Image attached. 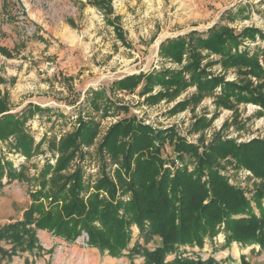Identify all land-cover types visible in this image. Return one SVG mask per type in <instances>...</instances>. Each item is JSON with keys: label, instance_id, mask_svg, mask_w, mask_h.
Returning a JSON list of instances; mask_svg holds the SVG:
<instances>
[{"label": "trees", "instance_id": "16d2710c", "mask_svg": "<svg viewBox=\"0 0 264 264\" xmlns=\"http://www.w3.org/2000/svg\"><path fill=\"white\" fill-rule=\"evenodd\" d=\"M92 3L104 6L107 13L112 11L110 0ZM257 37L263 38L264 33L253 26L236 32L217 24L206 34L192 30L168 38L160 44L159 55L177 67L130 74L113 81L110 88L132 92L143 82L139 95H147L146 102L156 103L164 98L172 100L194 86V93L177 102L172 112L214 94L216 110L210 117H198L193 132L209 127L220 107L234 109L237 104L252 103L260 107L262 115L264 46L251 51L242 45L244 41L255 42ZM210 55L218 59H209ZM215 64L225 72L234 69L236 79L227 80L225 72H213ZM155 86L161 89L152 93ZM100 93L96 91L94 96ZM92 104L99 110L95 102ZM103 109L107 115L106 107ZM37 112L51 109L30 104L20 113H12L0 101V142L7 148L3 150L0 143V186L3 178L35 183L22 218L0 225V261L25 251L39 252L38 230H46L66 243H76L85 235L87 246L102 254L120 258L127 252L130 261L126 264H135L136 255L142 257L140 264H220L213 256L203 259L178 251L181 246L201 249L206 240H213L220 232L227 245L236 242L264 249L263 138L238 141L222 134L221 128L206 143L202 136L193 142L173 126L154 127L132 115L106 130L97 147L102 169L91 181L81 163L84 147L93 145L99 133V121L78 115L77 125L58 140L47 135L35 140L26 122ZM44 143L50 155L44 156V163L30 177L24 163L17 168L7 156L18 153L29 160L40 153ZM166 143L172 146L174 159L163 156ZM185 157L192 159L191 168ZM113 164L116 167L110 171ZM228 165L235 171L248 170L258 179L254 188L247 191L235 183ZM133 226L144 243L157 237L160 244L152 249L129 247ZM240 264H249L243 255Z\"/></svg>", "mask_w": 264, "mask_h": 264}, {"label": "rangeland", "instance_id": "374dc122", "mask_svg": "<svg viewBox=\"0 0 264 264\" xmlns=\"http://www.w3.org/2000/svg\"><path fill=\"white\" fill-rule=\"evenodd\" d=\"M92 1L0 0V49H4V53L0 52V101L6 103L12 113H20L30 104L51 109L47 113L37 112L27 120L26 127L35 140L42 135L55 136L58 140L77 125L78 115L99 121V133L93 145L84 147L81 163L85 176L94 181L103 164L97 152L103 135L111 124L132 115L154 127L173 126L193 142L202 136L206 143L221 128L222 134L238 141L254 137L264 139V114L260 115V107L252 103H240L234 109L220 107L209 127L193 132L192 125L198 117H210L216 110L214 94L172 112L177 102L187 100L194 93V86L172 100L164 98L156 103L146 102L147 95H139L143 82L132 92L110 88L113 81L130 74L177 67L175 62L159 55L160 44L168 38L192 30L206 34L217 24L236 32L253 26L264 33V0H110V13ZM242 45L252 51L259 45L264 46V37H257L255 42L244 41ZM209 59L218 57L210 55ZM211 70L225 72L220 64H215ZM225 77L236 79L234 69L227 70ZM159 89L155 86L152 93ZM96 91L103 93L94 96ZM94 102L99 110L93 107ZM0 143L6 151V146ZM39 152L29 160L18 153L7 156L17 168L24 163L26 175L30 177L42 166L44 156L50 155L46 143ZM162 154L174 159L168 143ZM54 160L53 157L51 161ZM190 161L192 159L185 157L191 168ZM114 167L115 164L111 165L110 171ZM228 172L233 181L247 191L258 182L244 168L235 171L228 165ZM34 187L31 181L2 179L0 225L22 218ZM38 231L42 246L39 252L18 253L10 259H1L0 264H25L26 260L29 264H126L130 261L127 252L120 258H113L87 246L86 237L80 236L76 243H66L51 237L46 230ZM131 231L129 247L152 249L160 244L157 237L144 243L134 226ZM178 251L203 259L213 256L220 264H240L241 255L249 264H264V249L236 242L227 245L222 232L213 240H206L201 249L181 246ZM133 261L140 264L142 257L136 255Z\"/></svg>", "mask_w": 264, "mask_h": 264}, {"label": "built area", "instance_id": "2783aa9c", "mask_svg": "<svg viewBox=\"0 0 264 264\" xmlns=\"http://www.w3.org/2000/svg\"><path fill=\"white\" fill-rule=\"evenodd\" d=\"M84 237H86V236H85V235H83V236H82V238H84ZM84 241H85V239H84Z\"/></svg>", "mask_w": 264, "mask_h": 264}, {"label": "crops", "instance_id": "0c3cea01", "mask_svg": "<svg viewBox=\"0 0 264 264\" xmlns=\"http://www.w3.org/2000/svg\"><path fill=\"white\" fill-rule=\"evenodd\" d=\"M39 232V231H38ZM51 237H53V236H51ZM57 237H55V239H56ZM41 240V239H40Z\"/></svg>", "mask_w": 264, "mask_h": 264}]
</instances>
